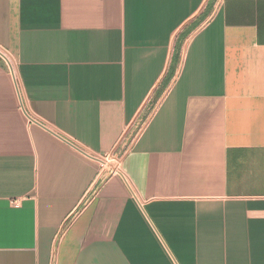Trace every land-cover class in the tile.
I'll return each mask as SVG.
<instances>
[{
    "label": "crops",
    "instance_id": "0c3cea01",
    "mask_svg": "<svg viewBox=\"0 0 264 264\" xmlns=\"http://www.w3.org/2000/svg\"><path fill=\"white\" fill-rule=\"evenodd\" d=\"M212 2L0 0V264H264V0Z\"/></svg>",
    "mask_w": 264,
    "mask_h": 264
},
{
    "label": "built area",
    "instance_id": "2783aa9c",
    "mask_svg": "<svg viewBox=\"0 0 264 264\" xmlns=\"http://www.w3.org/2000/svg\"><path fill=\"white\" fill-rule=\"evenodd\" d=\"M0 61H2L4 65L6 66L7 71L10 74L14 82L15 87L18 89L19 88V77H18L17 57L11 51L7 50L6 48L0 45ZM25 113H26V119L29 125L44 127L43 123L36 116L31 115L27 113L26 111ZM70 146L76 151L85 155L86 157H90L88 156L86 152H84L79 147L77 143L71 142ZM124 157H125V152L119 153V151L110 153L108 155H103V156H93V157L91 156V158L95 159L99 163L101 169H106L110 165L112 168V173L122 177L129 185L130 182L122 171V164H123Z\"/></svg>",
    "mask_w": 264,
    "mask_h": 264
},
{
    "label": "rangeland",
    "instance_id": "374dc122",
    "mask_svg": "<svg viewBox=\"0 0 264 264\" xmlns=\"http://www.w3.org/2000/svg\"><path fill=\"white\" fill-rule=\"evenodd\" d=\"M208 8V7H207ZM207 10V9H206ZM167 84H164V86H161L158 91L155 93L153 98L150 100V102L146 105V108L144 109L143 113L138 117L137 121L135 122L134 126L128 131L125 137L124 143L126 144L125 148L122 149V151H119V153H124L127 148L129 147V144L138 136L146 122L148 121L149 117L155 110L159 98L162 96L165 87Z\"/></svg>",
    "mask_w": 264,
    "mask_h": 264
},
{
    "label": "trees",
    "instance_id": "16d2710c",
    "mask_svg": "<svg viewBox=\"0 0 264 264\" xmlns=\"http://www.w3.org/2000/svg\"><path fill=\"white\" fill-rule=\"evenodd\" d=\"M214 2H215V0H213V2L209 4V6H208V8L204 14L203 19L206 18L210 14V12L213 10ZM174 69H175V64H174V66H172V72H171L172 74H173Z\"/></svg>",
    "mask_w": 264,
    "mask_h": 264
}]
</instances>
